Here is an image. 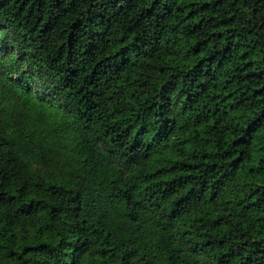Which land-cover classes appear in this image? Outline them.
Returning a JSON list of instances; mask_svg holds the SVG:
<instances>
[{
    "label": "trees",
    "instance_id": "trees-1",
    "mask_svg": "<svg viewBox=\"0 0 264 264\" xmlns=\"http://www.w3.org/2000/svg\"><path fill=\"white\" fill-rule=\"evenodd\" d=\"M0 264H264V0H0Z\"/></svg>",
    "mask_w": 264,
    "mask_h": 264
}]
</instances>
